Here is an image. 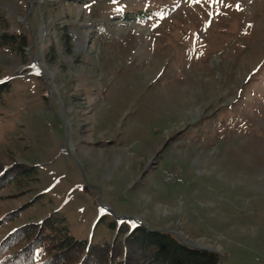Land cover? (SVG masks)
<instances>
[{"label":"rangeland","instance_id":"obj_1","mask_svg":"<svg viewBox=\"0 0 264 264\" xmlns=\"http://www.w3.org/2000/svg\"><path fill=\"white\" fill-rule=\"evenodd\" d=\"M2 35L0 258L55 214L90 247L123 241L137 223L122 216L145 220L109 189L148 167L149 229L264 264V0H0ZM126 146L148 164L113 177L120 155L106 168L104 152ZM22 169L32 179L12 183Z\"/></svg>","mask_w":264,"mask_h":264},{"label":"trees","instance_id":"obj_2","mask_svg":"<svg viewBox=\"0 0 264 264\" xmlns=\"http://www.w3.org/2000/svg\"><path fill=\"white\" fill-rule=\"evenodd\" d=\"M0 37L5 43H14L7 40L10 38L7 35ZM23 43L26 44L25 41ZM32 170H20L19 175L12 179V183H17L22 177L31 180L32 174L35 173ZM6 173L0 177V180L9 177L10 173ZM110 227L114 228L112 224ZM32 228H22L10 236L12 239L5 240L4 244H11L10 248H16L23 239H28L27 244L31 245L24 251L15 249L12 254L2 256L0 264H57L65 259L66 254H70L67 256L72 258L78 255L79 250L90 251L92 247L103 248L100 259L102 264L111 258H116L117 261L123 260L121 264H219L221 261L217 253L188 247L170 232L148 230L138 225L123 232V235H126L123 241L115 240L113 244L104 243L91 247L86 241L78 240L70 233L63 215L57 218L55 214L54 218L51 217L40 223L38 227ZM116 245L120 254L113 255V248ZM1 246L2 244L0 248ZM1 254L4 252H0ZM122 255L123 259H120ZM41 256L46 258L41 260Z\"/></svg>","mask_w":264,"mask_h":264},{"label":"crops","instance_id":"obj_3","mask_svg":"<svg viewBox=\"0 0 264 264\" xmlns=\"http://www.w3.org/2000/svg\"><path fill=\"white\" fill-rule=\"evenodd\" d=\"M129 148H130V146H126L125 147L126 150H121L119 148L113 149L110 151L105 150L104 159L102 160V164L106 168H109L112 164V163H110V159H111V158H109L110 156H114L115 154L120 155L119 157H116V158H119L118 162H115L113 164V166L111 167V175L113 177H115L117 175L120 176L122 174V172L119 169L115 170V168L120 167L119 164L122 162H125L126 168L129 167V169L134 167V166L138 167L139 163H141L143 165H145L146 163L148 164V162H147L148 158L145 155H144V157H145L144 160L141 161L142 160L141 156H137V157L132 156L131 150H128ZM147 153H148V151H146V154ZM129 162H130V164H132L131 167L129 166ZM114 170H115V172H114ZM135 170H136V168L134 169V171ZM137 172H138V169L136 170V172L133 173L131 178H128L126 180H125V178H122V180L118 179L119 181H122V182H120L122 184V186L120 185L117 187L115 185L114 188L111 186L109 189V192L114 193V196L119 197V195L122 192H124L125 189H127L126 191L129 192V203H130V209H131V211H127V213L130 212L128 214V216L129 217H135V215H141L142 217H144L143 220H145L144 221L145 225L148 227V209L145 208V207H148V167H145V168L142 167V170H140V173L138 176L136 174ZM142 174H143V178L136 180L137 178H140ZM120 177H122V176H120ZM113 179H116V178H113ZM143 195H145L146 198H144ZM124 197H126V199H128V194ZM113 199H115L116 201H114ZM113 199H111L110 201H113L114 203H117V201H119L115 197H113ZM140 199H143V202H141ZM117 206H120V205L117 203ZM107 207L111 208V205L107 204ZM120 208H123V207H120ZM139 211H142L143 215L139 214Z\"/></svg>","mask_w":264,"mask_h":264},{"label":"water","instance_id":"obj_4","mask_svg":"<svg viewBox=\"0 0 264 264\" xmlns=\"http://www.w3.org/2000/svg\"><path fill=\"white\" fill-rule=\"evenodd\" d=\"M103 209L108 210V211L111 212V210H110L108 207H106V206H103ZM111 213H112V212H111ZM120 219H121V220H125V219H131V220H134L139 226H142V227H144V228H146V229H148V230H151V229H149L145 224L140 223V222H137L135 218L122 217V218H120ZM165 232H166V231H165ZM175 235H176V237H178V240H179L180 242H182V244H184V245H186V246H188V247H191V248H194V249H198V250H207V251H210V252L217 253L219 256L221 255L220 252L215 251V250H213V249H211V248H202V247H199V246L193 244V243L190 242V241H188V242H183L181 236H180L178 233H175ZM222 263H223V261L221 260L219 264H222Z\"/></svg>","mask_w":264,"mask_h":264},{"label":"built area","instance_id":"obj_5","mask_svg":"<svg viewBox=\"0 0 264 264\" xmlns=\"http://www.w3.org/2000/svg\"><path fill=\"white\" fill-rule=\"evenodd\" d=\"M164 172V175L167 176V180L169 181H174V182H177V181H182L183 178V175L176 169H164L163 170Z\"/></svg>","mask_w":264,"mask_h":264},{"label":"bare ground","instance_id":"obj_6","mask_svg":"<svg viewBox=\"0 0 264 264\" xmlns=\"http://www.w3.org/2000/svg\"><path fill=\"white\" fill-rule=\"evenodd\" d=\"M162 178L168 184H177V183L180 184V183H183V180L182 181H177V182L167 180V176L164 175V172H163V177Z\"/></svg>","mask_w":264,"mask_h":264},{"label":"snow or ice","instance_id":"obj_7","mask_svg":"<svg viewBox=\"0 0 264 264\" xmlns=\"http://www.w3.org/2000/svg\"><path fill=\"white\" fill-rule=\"evenodd\" d=\"M37 74H39V73H37Z\"/></svg>","mask_w":264,"mask_h":264}]
</instances>
